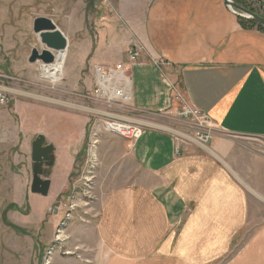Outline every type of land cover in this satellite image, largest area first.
<instances>
[{"label":"crops","instance_id":"crops-1","mask_svg":"<svg viewBox=\"0 0 264 264\" xmlns=\"http://www.w3.org/2000/svg\"><path fill=\"white\" fill-rule=\"evenodd\" d=\"M109 2L117 21L103 34L139 53L131 105L148 106L151 74L158 97L176 84L217 133L207 152L156 125L127 141L142 177L102 199L92 225L101 264H264V155L254 151L243 169L225 165L234 151L226 139L264 143V30L223 0Z\"/></svg>","mask_w":264,"mask_h":264},{"label":"rangeland","instance_id":"rangeland-1","mask_svg":"<svg viewBox=\"0 0 264 264\" xmlns=\"http://www.w3.org/2000/svg\"><path fill=\"white\" fill-rule=\"evenodd\" d=\"M109 1L0 0V264H101L104 255L92 225L102 199L142 177L128 156L124 135H110L98 128L108 116L125 110L142 129L156 125L179 145L206 152L217 133L214 127L203 129L191 120L179 119L177 85H171L172 93L164 76L161 81L166 91L160 98L151 74L143 79L146 109H135L129 103L121 110L90 112V104L95 103L94 68L130 63L133 90L132 71L139 58L132 47H121L115 35L103 34L106 23L117 21L115 6ZM243 1L244 9L264 18V6ZM37 18L50 20L67 40L57 82L41 76L44 64L28 62L33 49H46L33 33ZM52 54L54 62L45 66L55 64L57 52ZM39 134L54 146L47 197L30 192L31 145ZM226 142L229 149L234 148L225 164L231 168L243 169L255 152L264 155L263 142L236 138ZM250 195L253 202H263L260 196Z\"/></svg>","mask_w":264,"mask_h":264},{"label":"built area","instance_id":"built-area-1","mask_svg":"<svg viewBox=\"0 0 264 264\" xmlns=\"http://www.w3.org/2000/svg\"><path fill=\"white\" fill-rule=\"evenodd\" d=\"M134 57V55L131 56V60H134ZM129 64H117L110 67L96 66L94 68L95 88L92 98L95 103L90 104V112L101 114L108 109L117 110V107H119L121 110L122 107H128L132 99L131 64ZM179 98L180 96L177 93L175 99L179 101L178 106H180V109L177 112L179 119L191 120L196 125L203 127V129H208V127L212 129L214 127L208 115ZM95 104L99 106H95ZM101 106L103 107L102 109L100 108ZM98 128L110 135L122 134L124 135V140L129 143L137 141L145 130L141 128L136 120L127 117L125 110H121L119 114L113 113L108 116V119L102 120L100 124L98 123Z\"/></svg>","mask_w":264,"mask_h":264},{"label":"water","instance_id":"water-1","mask_svg":"<svg viewBox=\"0 0 264 264\" xmlns=\"http://www.w3.org/2000/svg\"><path fill=\"white\" fill-rule=\"evenodd\" d=\"M226 7L236 11L243 18L250 20L257 25L264 28V18L258 16L241 6L233 3L231 0H223ZM33 33L38 35L41 44L46 49L39 52L36 49L31 51L28 62L34 64L41 62L44 65H49L54 62V55L52 52L64 51L67 47V40L56 30L52 22L46 18H37L33 22ZM54 153V146L47 144L44 135L39 134L31 145V170L32 181L30 192L34 195L47 197L50 189V180L48 168L53 165L52 154Z\"/></svg>","mask_w":264,"mask_h":264},{"label":"bare ground","instance_id":"bare-ground-1","mask_svg":"<svg viewBox=\"0 0 264 264\" xmlns=\"http://www.w3.org/2000/svg\"><path fill=\"white\" fill-rule=\"evenodd\" d=\"M229 10H232V9L229 8ZM65 58H66L65 51L57 52L55 64L50 65V66L43 65L41 67V70H40L41 76L44 78L50 79L53 82H57L58 80H60V77L63 71V65L65 62Z\"/></svg>","mask_w":264,"mask_h":264},{"label":"trees","instance_id":"trees-1","mask_svg":"<svg viewBox=\"0 0 264 264\" xmlns=\"http://www.w3.org/2000/svg\"><path fill=\"white\" fill-rule=\"evenodd\" d=\"M234 3H236L237 5H239V6H243V7H246V5L244 4V1L243 0H232ZM247 8V7H246ZM250 12H252L253 13V11H250ZM255 14V13H254ZM257 15H259V14H257ZM240 20H241V22L244 24V23H246V24H249V25H252V26H257L259 29H262V30H264V28L263 27H261V26H259V25H257L256 23H254V22H252V21H250V20H245V19H242V18H239Z\"/></svg>","mask_w":264,"mask_h":264}]
</instances>
